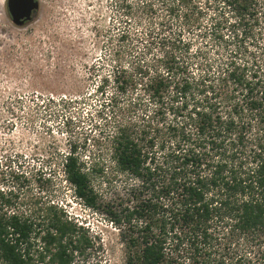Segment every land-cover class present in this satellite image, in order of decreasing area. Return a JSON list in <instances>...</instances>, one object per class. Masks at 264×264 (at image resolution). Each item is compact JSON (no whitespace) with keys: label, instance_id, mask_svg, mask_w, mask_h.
<instances>
[{"label":"trees","instance_id":"obj_1","mask_svg":"<svg viewBox=\"0 0 264 264\" xmlns=\"http://www.w3.org/2000/svg\"><path fill=\"white\" fill-rule=\"evenodd\" d=\"M150 2L141 9L153 13ZM218 2L228 11L213 35L225 41L227 26L236 42L221 60L185 37L201 20L194 0L164 2L168 17L150 23L140 55L120 21L115 65L97 90L108 159L65 157L77 197L120 229L126 264H264V0ZM110 165L125 177L118 202L93 184L109 182ZM19 200L17 187L0 189V264H73L92 247L58 203L22 211Z\"/></svg>","mask_w":264,"mask_h":264},{"label":"rangeland","instance_id":"obj_2","mask_svg":"<svg viewBox=\"0 0 264 264\" xmlns=\"http://www.w3.org/2000/svg\"><path fill=\"white\" fill-rule=\"evenodd\" d=\"M166 1L173 0H152L155 11L150 13L141 9V0H40L34 18L17 25L7 0H0V189L17 187L22 211H29L36 200L58 203L86 228L92 247L75 253L73 264H126L120 229L77 197L63 166L71 149L89 163L108 159L97 90L115 65L119 23L123 20L131 31L127 48L143 54L142 37L150 23L159 27L168 17ZM122 2L130 5L127 15L119 7ZM194 2L202 11L201 20L185 37L192 40V52L201 50L203 58L221 60L236 44L227 26L225 41L211 30L212 23L225 19V9L218 0ZM253 40L247 42L252 45ZM107 170L109 182L94 175L93 184L118 202L126 193L121 181L125 177L113 165Z\"/></svg>","mask_w":264,"mask_h":264},{"label":"water","instance_id":"obj_3","mask_svg":"<svg viewBox=\"0 0 264 264\" xmlns=\"http://www.w3.org/2000/svg\"><path fill=\"white\" fill-rule=\"evenodd\" d=\"M10 15L17 25H23L33 17L34 11L40 8L38 0H7Z\"/></svg>","mask_w":264,"mask_h":264},{"label":"flooded vegetation","instance_id":"obj_4","mask_svg":"<svg viewBox=\"0 0 264 264\" xmlns=\"http://www.w3.org/2000/svg\"><path fill=\"white\" fill-rule=\"evenodd\" d=\"M38 1L40 2V0H38ZM39 10H40V8H39L38 10L34 11L32 19L34 18V16L37 14V12H38ZM32 19H31V20H32ZM31 20H29V21H31ZM27 22H28V21H26L25 23H27ZM25 23H24V24H25Z\"/></svg>","mask_w":264,"mask_h":264}]
</instances>
